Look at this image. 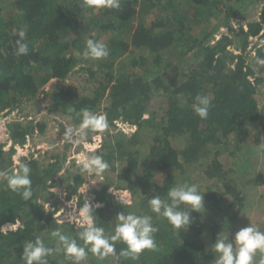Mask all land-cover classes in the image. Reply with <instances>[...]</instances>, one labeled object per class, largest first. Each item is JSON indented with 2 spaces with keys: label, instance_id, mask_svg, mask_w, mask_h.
I'll return each instance as SVG.
<instances>
[{
  "label": "trees",
  "instance_id": "16d2710c",
  "mask_svg": "<svg viewBox=\"0 0 264 264\" xmlns=\"http://www.w3.org/2000/svg\"><path fill=\"white\" fill-rule=\"evenodd\" d=\"M119 2L120 7L112 9L87 6L85 0H0V118L5 111H18L19 116L27 117L28 104L41 102L42 85L50 80L65 83L79 70L85 71L93 78L92 88L81 94L77 89L62 87L59 94L54 96L52 92L49 97L79 121L85 108L107 113L108 128L88 133L105 138L96 155L109 164L101 174L90 175L81 167L62 174L66 159L60 155L52 156L46 165L34 156L24 159L31 169L33 192L27 201L8 187L7 178L0 181V229L16 224L18 219L26 222V228L0 233V264H25L21 259L23 246L37 238L53 249L45 257L47 264H76L51 235L55 230L85 247L86 257L79 264H215L216 254L210 246L220 232L230 234L228 226L244 218L245 204H254L245 193L264 187V170H256L251 163L264 151V108L256 99L264 79L256 76L247 51L248 40L259 37L251 58L264 61V6L263 18L249 22L246 31L233 36L235 40L223 35L214 41L221 25H230L233 17H244L242 12L248 6L245 0ZM223 11L226 15L218 22ZM21 28L26 29L24 41L29 51L17 56ZM88 39L105 43L109 56L85 58ZM234 46L240 54L231 51ZM126 54L131 62L123 60ZM174 55L179 58L171 62ZM182 59H186L182 67L175 66ZM198 95L211 100L206 119L193 110ZM105 99L110 104L102 108ZM121 122L135 131L110 135V128ZM22 125L12 123L10 127L20 134L32 130ZM14 151L11 148L8 158L0 154V165L9 159L7 175L14 173ZM0 153H4L2 146ZM147 157L155 161L145 168ZM161 172L165 173L164 181L154 185L152 177ZM89 180L95 182L89 196L102 205L95 209L93 219L97 226L104 227L105 235L115 234L119 223L116 216L121 212L151 216L158 229L154 233L155 250L145 249L135 259L120 256L117 261L112 255L101 259L79 238L87 225L58 226L55 215L60 206L45 210L39 203L40 196L53 188L63 187L72 198ZM243 182L252 187L238 184ZM184 184H195L201 193L206 192L205 210L191 212L194 223L188 231L177 232L165 217L152 212L149 199L159 195L170 202L168 191ZM114 186L140 187L144 196L139 203L126 206L109 192ZM85 195L77 197L80 209L85 205ZM227 197L235 199L227 203ZM256 204H264V194L257 197ZM254 226L264 231V223ZM114 243L117 255L127 248L122 241ZM262 260L264 252L258 250L254 264Z\"/></svg>",
  "mask_w": 264,
  "mask_h": 264
},
{
  "label": "rangeland",
  "instance_id": "374dc122",
  "mask_svg": "<svg viewBox=\"0 0 264 264\" xmlns=\"http://www.w3.org/2000/svg\"><path fill=\"white\" fill-rule=\"evenodd\" d=\"M248 3L246 10L242 12L244 16L243 18L240 16H236L231 18L230 25L223 26L221 25L220 29L215 34L214 41L219 40L223 35L232 37L234 40L236 39L235 34H239L242 30L246 31L248 29L247 24L253 21H260L263 18V6L264 0H257L254 2H250V0H245ZM225 12L219 13L218 22H221L225 17ZM217 24V22L215 23ZM135 26V23L132 24V28ZM217 27H213L216 29ZM258 38H250L248 40L247 51H250V61L253 66L255 67L257 73L256 76H260L264 79V66L260 62L253 61L254 58V45L258 41ZM231 51L235 50L234 47H230ZM235 54H240V51H234ZM129 53V52H128ZM175 57V58H174ZM252 57V58H251ZM179 56L174 55L170 56V61L174 62V60H178ZM123 60L131 62V58L128 54L125 55ZM186 59H182L181 63H175L182 67L181 64H184ZM134 69L135 72L139 70L136 68ZM263 69V70H262ZM79 70V68H77ZM98 71V70H97ZM99 75H101L99 73ZM91 74H87L85 71L79 70L76 74L70 76V78L65 82H57L56 80H50L42 85L40 89V103H31L28 104L26 107V111L30 114L25 116H19L18 111H13L10 114L6 111L3 113V116L0 118V136L6 135L10 137L12 142V147L8 143L4 149L2 150L4 153L2 156L4 158L9 157V153L11 148L14 151L12 157V169H14V173L17 171L18 166L21 163H24V159H29V157L34 156L35 159L39 160L42 165H46L51 162L52 156L60 155L64 157L65 163L63 165V171L61 172L64 174L65 172H74L79 167L83 169V164L88 160L89 157L96 155V151L101 147L104 143L105 138L99 135H93L88 133L84 139H80L78 135L79 125L82 120H78V118H71L69 114H67L66 108H60L58 105L55 104V98L52 99L49 97L50 93L53 92L54 96L55 93L59 94L62 87L66 88H74L83 94L86 90L92 88V80ZM156 99V98H155ZM256 99L260 103L261 109L264 108V81L261 85L258 86V93L256 94ZM110 103L106 101V99L102 102V108H106ZM97 113V112H96ZM103 114L104 116L107 115L103 109L98 111L97 114ZM8 114V115H6ZM12 123H21L23 124L22 127L26 128V126H31L32 130H26L27 133L20 134L17 131L11 130L10 124ZM71 127L74 130V135L71 140L65 138V129ZM135 131V128H131L125 124H118L114 127L110 128L109 134L113 137L117 136L119 132H123L124 134H130ZM18 134V135H17ZM18 136V137H17ZM7 141V138H4ZM24 142H23V141ZM9 142V141H8ZM261 148L264 149V137L262 138ZM148 156V155H146ZM147 163L145 164V168L152 166L154 164L155 159L147 157ZM2 165H0V181H5L7 178L6 172L8 169L9 159L5 160ZM252 167L256 168V170H264V151L263 153H258L256 156L251 160ZM10 169V168H9ZM151 168H148V172ZM90 175L95 174L94 172H88ZM251 172V171H250ZM250 177L253 176V172L249 173ZM248 175V173H247ZM60 176V174H59ZM239 177H243L241 174L238 175ZM165 173L161 172L156 174L152 177L151 181L156 184H162L165 179ZM244 183V184H243ZM238 183L240 186H247L252 187L245 182ZM95 184V182H90V180L82 186V188L77 192V194L72 197L68 198L67 193L63 189L60 188H53L50 189L48 192L42 194L39 198V203L42 205L44 204L45 210H53L56 205L60 206L59 211L56 213L55 217L57 220L58 226H62L63 224H73L75 223L77 226H85L87 222L85 221L84 217L81 215V209L79 208V204L77 201V197L80 193L86 194L85 204L90 203L95 205L93 202V198L89 196V189L90 187ZM249 185V186H248ZM112 194L118 199L122 204L126 206H133L136 203L141 201L142 195L144 196L143 191L139 188L137 189H121L117 186L112 187L111 189ZM258 190V191H257ZM222 193V192H221ZM250 197H248L249 201H254V204H245L244 212L242 216L244 218L239 219L238 224L229 227V232L231 236H234L237 231L241 228L246 227L251 223L252 225L264 223V204H256L257 197L261 194H264V187L260 186L256 190H249L247 193ZM235 197L232 199L227 197V203H231ZM228 213V212H227ZM54 217V218H55ZM15 226L6 225L3 229H0V233H4L7 230L16 231L18 228H26V222L22 219L17 220ZM13 229V230H12ZM8 232V231H7ZM229 233H225L223 236L230 237ZM46 245L47 243L43 241Z\"/></svg>",
  "mask_w": 264,
  "mask_h": 264
},
{
  "label": "clouds",
  "instance_id": "9594fccd",
  "mask_svg": "<svg viewBox=\"0 0 264 264\" xmlns=\"http://www.w3.org/2000/svg\"><path fill=\"white\" fill-rule=\"evenodd\" d=\"M85 4L97 8L118 9L120 7L119 0H85ZM17 35L19 39L16 41V55H27L29 48L24 41L26 29L21 28ZM83 55L85 58L103 59L109 56V49L102 41L88 39ZM259 62L264 63V61ZM192 107L200 118L206 119L211 107V100L208 96L198 95ZM81 115L82 121L78 130L80 139L87 136L88 130L103 131L108 128L106 117L102 114H97L85 108L82 110ZM118 124L128 125L122 122ZM64 134L66 139L71 140L74 135L73 128H66ZM108 168V162L100 155L89 157L83 164L84 171L96 174H101ZM30 171V166L27 163H21L18 171L7 176L8 187L13 191L20 192L25 201L31 199L33 195ZM109 192H111L110 189ZM205 193H201L195 184H184L168 191L167 195L170 202L162 200L159 195H155L149 199V204L152 212L165 217L177 232L181 229L188 231L195 219L192 217L191 212L201 213L200 209L205 210ZM181 205H187V207L182 208ZM101 206L99 203L92 205L88 202L81 209V215L87 222V227L79 233V238L86 245H91L89 249L91 252L97 254L101 259L112 255L119 261L120 256H131L135 259L143 250H155L157 248L154 233L158 229L153 226L151 216L125 215L124 212H121L116 216L119 223L115 228V234L109 237L105 235L104 227L97 226L93 219L92 214L96 213L95 209ZM15 225L11 224V226ZM7 231L10 232L11 230ZM7 231L4 233H7ZM51 235L57 238V242L62 245L65 253L73 257L76 264L85 259V247H81L76 239L63 234L60 230L53 231ZM115 241H122L127 245V248L122 250L119 255L115 251ZM210 250L216 254L215 264H254V256L257 251L264 252V231L249 223L248 226L237 231L232 239L223 236L220 232L215 242L210 246ZM52 252V248L46 247L43 241L37 238L35 242L29 241L23 246L21 259L25 261V264H47L45 257ZM261 264H264V260L261 261Z\"/></svg>",
  "mask_w": 264,
  "mask_h": 264
},
{
  "label": "built area",
  "instance_id": "2783aa9c",
  "mask_svg": "<svg viewBox=\"0 0 264 264\" xmlns=\"http://www.w3.org/2000/svg\"><path fill=\"white\" fill-rule=\"evenodd\" d=\"M4 138H7V141H6V139H4ZM9 141V142H8ZM10 144V146L12 147V142H11V140H10V137L9 136H6V135H1L0 136V146H3L4 145V149H5V147H6V145L7 144Z\"/></svg>",
  "mask_w": 264,
  "mask_h": 264
}]
</instances>
